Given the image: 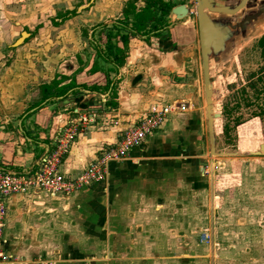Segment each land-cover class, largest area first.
I'll use <instances>...</instances> for the list:
<instances>
[{"label":"crops","instance_id":"crops-1","mask_svg":"<svg viewBox=\"0 0 264 264\" xmlns=\"http://www.w3.org/2000/svg\"><path fill=\"white\" fill-rule=\"evenodd\" d=\"M165 1L173 8L185 5L190 9L184 2ZM140 4L144 6L143 1ZM174 17L170 13L169 26L160 36L139 35L130 42L125 64L111 74L114 95L111 90L93 93L82 88L80 85L93 80L87 75L91 65L79 71L74 61H65L63 69L57 65L51 72L38 71L34 77L38 89L31 94L28 84L34 83L30 81L33 77L26 81L23 105L30 106L12 110L0 122V168L14 172L32 170L53 148L61 125L84 115H94V122L75 139L62 164V172L71 177L96 160L104 147L116 144L121 131L144 114L170 104L185 108L171 113L124 160L110 163L101 181L70 195L35 192L11 196L2 242L10 253L27 260L46 258L53 262L52 253H42L43 241L59 235L60 226H79L82 240L105 243V257L136 255L139 251L134 248L135 242L151 240L155 233L171 238L173 227L188 223L189 211L195 208L189 204L200 200L205 189V117L197 102L198 80L190 68L200 42L191 13L182 20ZM259 29H264V22L250 33ZM94 38L93 32L91 42ZM189 51L191 56L187 57ZM100 64L108 68L105 62ZM175 76H189L188 83L173 84ZM73 79L79 87L68 89L64 95ZM55 80L61 81L59 96L43 100L42 87ZM109 102L117 106L113 108ZM72 233H65L66 237ZM82 256L77 251L65 264H74Z\"/></svg>","mask_w":264,"mask_h":264},{"label":"rangeland","instance_id":"rangeland-1","mask_svg":"<svg viewBox=\"0 0 264 264\" xmlns=\"http://www.w3.org/2000/svg\"><path fill=\"white\" fill-rule=\"evenodd\" d=\"M130 1L133 0H0V122L12 110L30 106L23 105L24 86L33 77L28 94L38 89L34 79L38 71L46 73L57 65L63 69L65 61L76 62L80 70L98 61L91 34L96 30L94 39L100 43L97 27L121 21ZM174 1L189 6L191 20L198 27L196 0ZM137 4L143 6L140 1ZM66 15L70 18L63 19ZM163 35L167 37L168 33ZM261 35L264 29L250 33L238 42L235 53L227 60L211 62L215 111L221 114L216 121L215 149L218 154H230L226 156L211 154L201 50L200 46L195 47L190 68L198 80L197 102L205 117V189L200 200L189 204L195 208L189 211L188 223L173 227L171 238L155 233L151 240L141 239L134 244L139 251L136 255L119 257H105V243L82 240L79 226H60L59 235L43 241L42 253H52L53 264L70 262L68 257L77 251L84 256L74 264H264V152L260 150L264 145V79H259L264 57L258 46ZM190 54L191 51L187 57ZM187 78L175 76L172 83L187 84ZM248 151L251 153L242 154ZM71 230V237H66L65 233ZM205 234L208 238L202 241ZM107 246L110 250V244Z\"/></svg>","mask_w":264,"mask_h":264},{"label":"built area","instance_id":"built-area-1","mask_svg":"<svg viewBox=\"0 0 264 264\" xmlns=\"http://www.w3.org/2000/svg\"><path fill=\"white\" fill-rule=\"evenodd\" d=\"M175 110L174 106L169 105L144 114L121 131L116 144L104 147L98 158L74 177L62 172L63 160L75 139L94 122V115H84L80 119L63 123L57 131L53 148L29 172L0 168V264H53L52 261L44 259L27 260L4 248L2 242L8 217V200L11 196L35 192L70 195L101 181L110 163L124 160L132 148L141 146ZM207 238L208 235L205 234L201 240L205 241Z\"/></svg>","mask_w":264,"mask_h":264},{"label":"water","instance_id":"water-1","mask_svg":"<svg viewBox=\"0 0 264 264\" xmlns=\"http://www.w3.org/2000/svg\"><path fill=\"white\" fill-rule=\"evenodd\" d=\"M264 0H196L195 13L198 21L199 42L203 65V78L207 102V123L211 154L226 156L229 153L218 154L216 145V121L221 117L216 113L214 98L215 89L212 82V60L219 62L227 60L236 51L237 44L245 39L253 27L264 22ZM191 13L185 5H179L171 10V15L178 20L186 18ZM264 145H261V153ZM242 153V152H241ZM250 154L251 151L242 154ZM256 154L258 152H252ZM240 154V153H239Z\"/></svg>","mask_w":264,"mask_h":264},{"label":"trees","instance_id":"trees-1","mask_svg":"<svg viewBox=\"0 0 264 264\" xmlns=\"http://www.w3.org/2000/svg\"><path fill=\"white\" fill-rule=\"evenodd\" d=\"M143 1L144 6L139 7L137 2ZM173 4L165 0H133L130 1L124 11V18L112 25H100L98 28L100 43L93 39L97 60L87 75L93 76V80L88 84L80 85L93 93H100L111 90L115 94V84L111 79V74L118 72L127 59L130 49V42L137 36H160L169 26V16ZM66 15L63 19H69ZM96 33V30H95ZM94 37V36H93ZM260 43L264 46V36ZM100 61L110 65L108 68L102 67ZM83 70V69H81ZM79 70V71H81ZM61 81L55 80L49 85L42 87L43 100L46 98L58 97L59 85ZM79 87L75 79L66 86L64 95L68 89ZM77 91H75V94ZM109 106L115 108L116 103L109 102ZM264 112V111H263Z\"/></svg>","mask_w":264,"mask_h":264},{"label":"flooded vegetation","instance_id":"flooded-vegetation-1","mask_svg":"<svg viewBox=\"0 0 264 264\" xmlns=\"http://www.w3.org/2000/svg\"><path fill=\"white\" fill-rule=\"evenodd\" d=\"M263 37V36H262ZM261 37V38H262ZM260 38V40H261ZM260 40L258 42V46L261 48V53H262V56L264 57V46L260 43ZM264 60V59H263ZM259 79L263 80L264 79V69H262V71L260 72L259 74ZM260 150H261V147H260Z\"/></svg>","mask_w":264,"mask_h":264}]
</instances>
